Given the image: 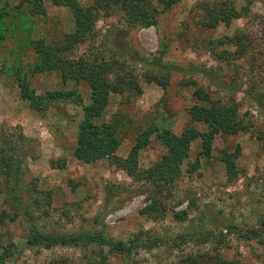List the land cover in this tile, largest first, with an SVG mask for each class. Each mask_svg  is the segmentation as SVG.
<instances>
[{"label":"rangeland","instance_id":"374dc122","mask_svg":"<svg viewBox=\"0 0 264 264\" xmlns=\"http://www.w3.org/2000/svg\"><path fill=\"white\" fill-rule=\"evenodd\" d=\"M251 1L248 16L215 28L206 25L212 7L227 3L241 9L248 0H181L169 8L152 0L158 14L149 26H131L120 6L104 7L94 37L65 52L69 59L119 61L112 79L121 74L136 81L121 93H109L100 118L119 124L118 156L128 158L138 134L152 125L177 134L186 127L200 132L175 180L157 183L135 179L109 157L91 163L78 159L82 106L62 99L37 110L23 94L19 75L39 95L76 90L85 104L91 102L92 88L85 81L65 80L59 70L35 69L41 58L34 42L62 45L75 31L71 7L56 0H41L39 6L33 0H0V125L33 139L20 193L41 231L103 232L107 239L127 244L137 238L159 244L131 254L106 246L103 255L112 264H177L191 256L197 264H219L221 259L264 264V0ZM79 2L89 6L96 0ZM242 34L246 47L240 55L236 35ZM153 77L166 80L167 89ZM197 91L211 102L237 104L247 128L226 134L194 120V105H212L199 99ZM226 152L237 154L236 173L228 171ZM166 153L154 133L137 155L139 168H149ZM155 199L166 209L157 220L144 212ZM3 210L14 219L0 225L2 247L18 249L4 264H101L98 245L29 247L31 224L23 207L8 204L0 194ZM206 235L211 236L204 241Z\"/></svg>","mask_w":264,"mask_h":264},{"label":"trees","instance_id":"16d2710c","mask_svg":"<svg viewBox=\"0 0 264 264\" xmlns=\"http://www.w3.org/2000/svg\"><path fill=\"white\" fill-rule=\"evenodd\" d=\"M57 2L67 4L71 7L76 19L75 31L65 36L62 45L50 46L42 41L34 42L35 49L39 53L41 61L36 65V70H59L65 80L85 81L92 88L91 102L84 103L82 95L76 91H48L45 95H39L35 89L29 86L28 81L19 75V84L21 85L24 96L30 101L31 107L37 110L48 108L51 102L66 99L72 100L82 106L83 119L78 126V142L75 149V156L86 162L91 163L104 157H109L119 167L124 169L135 179H146L153 182H172L180 174V165L188 156L191 142L200 136L198 130L186 127L180 134L173 132L169 128H159L152 125L138 134L136 143L128 158H122L116 154L120 144L117 130L118 123L115 121H100L105 109L109 104L110 92L121 93L126 88H132L136 81L132 78L117 74L112 79L113 68L119 61L110 62L105 59H88L81 57L79 59L65 58L66 51L73 48L78 43H84L95 35V25L99 17L101 8H112L120 6L126 14L127 22L131 26L144 25L149 26L157 22L158 9L152 0H96L89 6H83L79 0H56ZM165 7L169 8L181 0H157ZM41 0H33L35 6L40 5ZM251 0L248 5L238 9L234 4L227 3L212 7L209 10V17L206 25L215 28L220 22L230 25L234 19L248 16L250 13ZM242 35H236V42L240 48L236 54L242 55L245 52V38ZM207 75H213L211 71H202ZM155 78V77H153ZM157 82L167 89L166 80L155 78ZM137 86V85H135ZM197 97L203 100H209L210 105H194L191 109L192 118L196 121L207 122L214 129L221 128L226 133H236L239 130L246 129L247 125L241 119L237 104L223 105L218 102H211L208 95L203 91L196 92ZM264 104V99L260 100ZM161 139L167 147L166 155L156 164L147 169H140L137 161L139 151L146 147L150 137L153 134ZM33 139L24 135L23 132H10L0 125V180L5 181V186L0 185V194L6 196V202L11 205L23 207V212L30 221V236L27 239V245L31 248H52L55 246H79L89 248L94 245L101 247V264H112L107 255H103L104 247H109L110 251L131 254L139 247L154 248L158 242L145 241L137 238L127 244L124 241L109 240L103 232L97 233H71L57 234L41 231L33 222V213L30 209L21 203L23 195V181L26 171L24 164L31 156L30 144ZM207 151L209 150L208 147ZM234 153H224V161L228 165L229 173H236V163ZM52 166H55L53 161ZM63 166V164L61 165ZM19 191V192H18ZM15 213H19L14 207ZM144 212L154 219L162 218L166 209L161 201L155 199L150 205L145 207ZM8 218H13L7 211L0 212V225H5ZM12 219V220H13ZM256 233L255 231H253ZM211 235H206L204 241L209 240ZM253 235H250L252 237ZM255 238V237H253ZM186 240V239H185ZM3 246V238L0 236V264H4L13 257L18 249L11 244L8 247ZM198 261L192 256L177 264H197ZM55 264H73L67 260L59 261ZM219 264H240L238 262H227L220 260Z\"/></svg>","mask_w":264,"mask_h":264}]
</instances>
